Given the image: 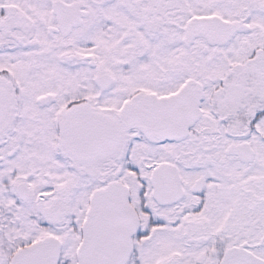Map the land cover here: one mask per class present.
<instances>
[{"label":"snow or ice","instance_id":"1","mask_svg":"<svg viewBox=\"0 0 264 264\" xmlns=\"http://www.w3.org/2000/svg\"><path fill=\"white\" fill-rule=\"evenodd\" d=\"M0 264H264V0H0Z\"/></svg>","mask_w":264,"mask_h":264}]
</instances>
